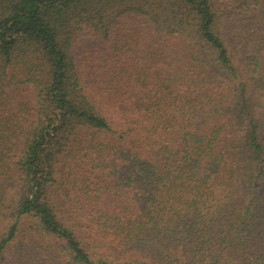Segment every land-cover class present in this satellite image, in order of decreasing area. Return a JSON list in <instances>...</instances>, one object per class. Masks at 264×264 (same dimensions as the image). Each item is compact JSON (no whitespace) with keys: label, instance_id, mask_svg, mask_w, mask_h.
<instances>
[{"label":"trees","instance_id":"obj_1","mask_svg":"<svg viewBox=\"0 0 264 264\" xmlns=\"http://www.w3.org/2000/svg\"><path fill=\"white\" fill-rule=\"evenodd\" d=\"M0 264H264V0H0Z\"/></svg>","mask_w":264,"mask_h":264},{"label":"rangeland","instance_id":"obj_2","mask_svg":"<svg viewBox=\"0 0 264 264\" xmlns=\"http://www.w3.org/2000/svg\"><path fill=\"white\" fill-rule=\"evenodd\" d=\"M103 47L102 42L99 40L84 37L81 38L79 43L76 46L75 52L78 54L81 58L84 59V65H86V59H88L91 55L95 54L98 49H101ZM90 72L88 69H86L85 72H83L84 75H86V79L89 82L90 79H92V74H89ZM89 74V75H88ZM88 75V77H87ZM113 115V114H111Z\"/></svg>","mask_w":264,"mask_h":264}]
</instances>
